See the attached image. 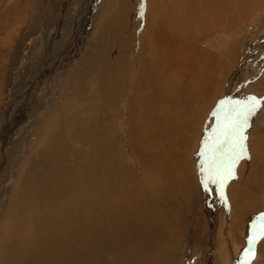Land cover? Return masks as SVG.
Instances as JSON below:
<instances>
[{
    "label": "bare ground",
    "instance_id": "6f19581e",
    "mask_svg": "<svg viewBox=\"0 0 264 264\" xmlns=\"http://www.w3.org/2000/svg\"><path fill=\"white\" fill-rule=\"evenodd\" d=\"M254 2L135 0L133 6L131 0H115L71 64L79 70L75 80L58 88L64 71L57 62L27 67L0 120V154L10 153L4 163L0 155V165L13 173L28 149L22 180L7 204L9 189L0 199V207L9 205L0 229V264H153L160 250L169 253L180 243L183 248L200 243L198 257L202 253L206 264H242L235 255L247 247L252 229L246 238L226 229L233 251L225 257L217 250L229 242L215 237L216 228L221 231L216 213L239 210L250 219L244 213L264 208L262 193L255 196L252 186L264 181L262 115L251 117L260 121L249 141L253 148L247 146L250 159H240L234 175L223 179V199L202 181L228 129L212 95L222 92L229 73L227 89L251 58L264 59L257 51L231 71L228 56L216 52L225 30L209 34L241 20L235 28L251 23L248 19L253 23L257 13H247ZM80 5L71 23L83 18ZM132 8L137 20L130 17ZM87 23L80 22L79 30H87ZM86 32L75 50L69 48L71 58L85 44ZM52 118L57 130L49 133ZM42 120L29 149L27 139ZM204 148L211 151L202 153Z\"/></svg>",
    "mask_w": 264,
    "mask_h": 264
},
{
    "label": "rangeland",
    "instance_id": "374dc122",
    "mask_svg": "<svg viewBox=\"0 0 264 264\" xmlns=\"http://www.w3.org/2000/svg\"><path fill=\"white\" fill-rule=\"evenodd\" d=\"M83 1L84 0H0V120H1V116H3L9 104L13 103V99L15 98V95L19 89V84H18L19 80H21L23 74L25 75L26 73L25 71L27 67H29L30 69L35 68V70L36 68H40L41 66H48V64L55 67L57 62L58 68L61 67V69H63L62 71H64V72L59 71V77L60 76L61 77L57 82L59 85L58 88H63L64 85L63 83H67L69 81L68 79L75 80L77 74L79 73V70L72 69L71 64L73 65L76 62L77 58L82 54L88 40H90L96 34L95 32L97 30V27L101 24V22H103L106 19V16L108 15V13H110V11L113 8V4H114L113 2L115 0H97V3L96 5L94 4L95 6L93 8H92L93 0H88V2L87 1L84 2V4L87 5H83L82 4ZM131 1L134 6L135 0H131ZM79 5H80L79 10H81V8L84 7V13L82 12L83 18H81L82 16L81 14L80 17L78 16L76 20L73 23H71L72 17L73 19L76 17L75 14L76 8H78ZM132 12L134 13L133 8H132ZM256 13L257 16H255L256 19L253 20L254 22L252 23V21L248 19V22H251L252 24L251 23H248L247 25L245 24L241 29H237L235 27H237L240 24H243L244 21L242 20L239 23L231 24L228 27L224 26V28L223 27L214 28L209 34V36H211L215 32L223 31V30L226 31V32L224 31L222 35V37L225 40V43L222 46H220L221 48L217 50L211 46H208L206 48L212 51L216 50L219 56L227 55L230 62H232L231 71L237 70V66H238L237 64L246 55L250 56L249 54H251V57H253L254 53H256L257 51H259L258 56L260 54L261 56L264 55V0H255L253 6L249 9L247 14L255 15ZM130 15H131L130 17L133 18L132 20H137L138 15L136 16L135 13L134 14L130 13ZM85 21L86 22L88 21L87 30L85 29V31H87L86 42L85 44H82L81 50H79L78 54L76 55V58H71L69 54L72 55V51H69V48L72 47V50H75V46L78 44L81 35H84L85 31L82 30L81 28L79 30V27H81L79 23L80 22L84 23ZM216 40L218 41V38ZM80 45L81 42L79 46ZM55 51H57V53ZM69 57L70 60L65 61ZM255 59L256 57L250 59L252 61L251 63L252 65L249 64L245 72L241 71L238 74V76L235 77L234 80L230 83L227 89V85H228L227 80L231 75L229 73V75L226 77V81H223L222 83L221 88L223 93L221 92L218 95H212L211 101H213V99L215 100V102H212V105L215 103L220 104L221 101H225V103L227 104V102L230 100L246 103L247 102L246 98L249 96H254L258 99L264 98V59H257L256 61ZM254 61L255 62L258 61L259 64L262 66L253 63ZM66 71H68V73ZM71 71L73 72L70 74ZM63 73L66 74L62 75ZM219 73L220 72H218L217 75ZM28 80L31 81L33 79L29 78ZM60 80L62 85L59 84ZM69 91L70 90H68V92ZM83 92L84 91L82 89L81 93ZM227 93L229 95V100ZM231 96L232 98H230ZM53 112L54 109L51 110L50 115H53L54 114ZM263 112H264V104L261 105V107L256 111L257 114L256 113L255 114L257 116L262 115V118H264ZM216 114L218 115L219 118L222 119V121L226 125V129L227 128L228 129L226 130L227 134L225 135V142L219 141L220 144L218 142L217 144L218 147L215 148L216 151L215 153L214 150H212L214 156L216 157H210L211 167L214 166L217 169H219L220 176H218V183L210 184V186L213 191V195L214 196L216 195L220 199H223L222 191L224 190L222 189V184L219 183V180L222 178L221 174L222 173L225 174L226 169L231 164L232 146L228 136L230 122L225 117L224 112L222 111L221 108H218ZM46 117H49V115H45L43 119H45ZM257 120L260 121V119ZM258 121L250 118L249 121L250 128L246 132V135L248 137L246 143L247 146H252L251 148H253V144L250 145V143H253L252 140H254V136L256 135L255 133L257 131L255 123L256 122L258 123ZM44 123H45L44 120L40 121L37 129H35V133H32V135L27 139V143H26L27 148L30 149L29 147L30 143L35 139L36 132L41 126L44 125ZM50 124L51 125L48 126L49 128L47 127L45 130L49 133L50 132L54 133L57 130V125L53 121V118ZM263 124L264 123H261V125ZM223 146L226 149L224 148L223 150L222 149ZM207 151H211V150H207V148H204V150L201 152L208 153ZM3 154L4 153H1L0 155ZM8 154L10 155L9 151L5 150V154L3 155L4 160L1 163H4L5 159L9 157ZM27 155H28V149L26 150V146H25V153L21 157L18 166H16L15 169H12L13 173L9 172V170H11L10 168L7 169L2 165H0V186H1L0 199L3 196L2 194L7 189H9L8 192L9 195L6 197L7 200L6 204L8 203L9 198L11 197L10 195L15 192L17 182L22 180L19 177L20 174H22L23 170L26 168ZM261 155L264 157V149L262 153H260V156ZM259 161H261V158H259ZM238 162L235 164V166H233V172H235ZM258 168L260 169V171L262 170V166H259ZM263 182L264 181H262L261 186H258L257 184L252 186L254 190L253 193L255 194V196L257 195L259 196L260 193H262V199L264 201ZM202 185L206 189L205 184L202 183ZM204 192L208 193L207 190H204ZM232 206H234V204H230V208H232ZM5 207H6L5 209L4 207L3 208L0 207V211H1L0 229L2 228V223L6 215L5 212L8 211L9 205ZM220 209L222 210L217 211L216 218H221V231L218 230V228H216L215 237L217 239L219 238L220 242H222V240L227 241L228 239L229 243L226 242L227 245H225L223 248H220L221 250L220 249L217 250V252L224 251L225 252L224 256L226 257L228 253L229 255H231L230 252L233 251V248L231 246V242L233 241L230 238V234L231 236L239 235L242 237L245 236L246 238L247 234L246 235L244 234L246 231L247 233H249V231L247 230L249 226L250 227L248 229L249 230L252 229V231L255 228L258 229L261 226H264V216H262V214H264V208L259 212L248 211V213H244V214H248L247 215L248 217L251 216L250 219H246L245 217H243L240 214L239 210L237 213L235 211H232V213L234 212L232 215L230 210H226L225 208H220ZM226 213L228 214L226 215ZM222 215L227 216V218H225ZM233 216L234 217L236 216L235 218L237 222H235V218H233ZM258 216H261L260 220L256 219ZM243 220L246 221L245 222L246 224L248 223L247 226L245 225V223L242 222ZM218 222L220 223V219H218ZM242 226L243 227L246 226L245 231L242 230L241 228ZM229 228H230L229 231L230 234H228V230H226ZM224 232L227 234H224ZM242 244L243 243H241L240 245ZM199 245L201 244L198 243V245H193L191 248H183V244L180 243L178 245L179 247L171 249L169 253L167 250L164 251L160 250L159 254L155 256L154 258L155 260L152 263L153 264H163V263L164 264H169V263L170 264H206V261H202V253H200L201 257L200 256L198 257V252L200 251L198 247ZM260 246L262 252L258 253V250H261L259 249ZM228 248H230V250ZM241 248L238 252L239 255L238 254L235 255V258L236 260H238V263H242V255L245 246H242ZM263 252H264V239H260L252 249L254 258L251 260L250 264L255 262H256L255 264H261V263L264 264ZM256 254H259L260 256L258 259H256Z\"/></svg>",
    "mask_w": 264,
    "mask_h": 264
},
{
    "label": "snow or ice",
    "instance_id": "6c2138e0",
    "mask_svg": "<svg viewBox=\"0 0 264 264\" xmlns=\"http://www.w3.org/2000/svg\"><path fill=\"white\" fill-rule=\"evenodd\" d=\"M246 103H241L239 101H221L219 108L224 112L225 117L229 120V140L232 146L231 154V164L226 169V173L219 180V183H223V179L231 177L234 175L233 166L240 160L244 158L250 159L247 148V135L246 132L250 128V118L255 115L256 111L264 104V98H256L254 96H249L246 98ZM218 176H220L219 169L212 166L210 167L209 174L206 177L205 187L208 184H217ZM264 216V214H262ZM261 219V216L256 218ZM264 239V226L253 230V234L247 239V247L243 250L242 264H250L251 260L254 258L251 251L252 247L260 240Z\"/></svg>",
    "mask_w": 264,
    "mask_h": 264
}]
</instances>
